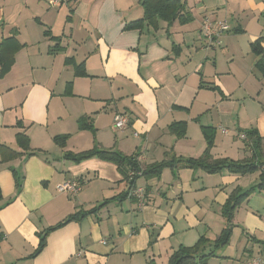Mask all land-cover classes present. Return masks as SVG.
<instances>
[{
    "label": "crops",
    "instance_id": "0c3cea01",
    "mask_svg": "<svg viewBox=\"0 0 264 264\" xmlns=\"http://www.w3.org/2000/svg\"><path fill=\"white\" fill-rule=\"evenodd\" d=\"M183 1L190 21L124 29L143 16L140 0H79L57 10L0 0V43L16 33L20 44L0 76V144L12 150L8 157L0 150V264H168L181 245L220 235L223 207L237 187L250 195L234 212L230 242L207 264L264 257L259 170L209 173L178 164L160 177L139 174L148 196L140 209L124 196L129 183L116 163L64 156L95 146L118 150L136 154L143 172L172 156L200 157L206 127L215 134L213 158L254 155L239 134L257 128L264 141V77L251 49L259 38L264 46V0ZM206 18L236 23L220 50L203 43ZM117 112L130 117L126 129L115 128ZM83 116L93 130L80 128ZM179 122L186 123L182 137L169 128ZM21 132L30 154H19ZM61 135L68 136L63 147L54 142ZM70 179H80L82 189L60 192L58 184ZM93 209L50 232L38 250L48 227Z\"/></svg>",
    "mask_w": 264,
    "mask_h": 264
},
{
    "label": "trees",
    "instance_id": "16d2710c",
    "mask_svg": "<svg viewBox=\"0 0 264 264\" xmlns=\"http://www.w3.org/2000/svg\"><path fill=\"white\" fill-rule=\"evenodd\" d=\"M143 8V16L136 20L129 21L125 24L124 29H143L145 23L151 25L154 28L158 27L159 19L173 23L178 20L179 22L185 23L190 21L192 15L187 10L186 2L183 0H140ZM19 42L16 37V33L9 38L4 39L0 43V76H4L13 66L15 60V53L19 48ZM252 52L257 56H260L257 61V67L262 76L264 77V46L263 39L259 38L251 43ZM80 67V68H79ZM77 69H82V73L85 74L84 66L81 64ZM218 88L216 86L212 87ZM19 126L23 127V122L18 121ZM79 125L81 129L93 130V120L90 116H83L79 119ZM172 132H175L178 137L185 136L186 134V123L179 122L173 123L170 127ZM204 134L207 141V148L205 152L198 158H182L172 156L164 159L160 162L149 164L143 168L141 173L146 179L160 177L164 168H176L178 164H181L185 168H201L209 173L221 172L224 169L229 170L237 174H248L256 171H260L259 183L257 184L258 189H264V141L257 128L249 129L245 132L246 141L251 142L249 145L253 148L254 155L244 160H232L229 158H213L211 149L214 146L215 134L214 130L206 127L204 128ZM18 145L24 149L21 154H30L31 144L29 136L24 133H18L16 136ZM68 140L67 135L56 136L54 142L60 146H65ZM0 150L3 157H8L11 153V149L0 144ZM66 159L80 162L82 160L99 157L103 160L111 161L116 163L121 172L124 175V180L130 185L137 184L136 181L141 176L137 174L139 170L142 171L137 155H126L118 150H110L105 148H99L97 146L79 153L66 151L64 154ZM130 171H134L135 174L130 176ZM253 190V189H252ZM250 195V190L243 191L240 187L235 188L229 195L227 202L223 207V215L226 217V225L223 228L220 235L210 242V239L205 236H201L198 241L192 246L181 245L176 249L170 256L168 264H207L208 258L214 256L215 252L224 247L230 242L232 231H233V217L236 208ZM127 197V192L124 194ZM99 207V206H98ZM95 211H86L84 213L78 212L62 223L48 227L40 235L39 249H43L46 245V240L50 232L57 229L61 225L68 221L83 217L89 213ZM210 244L209 252H205L207 244Z\"/></svg>",
    "mask_w": 264,
    "mask_h": 264
},
{
    "label": "built area",
    "instance_id": "2783aa9c",
    "mask_svg": "<svg viewBox=\"0 0 264 264\" xmlns=\"http://www.w3.org/2000/svg\"><path fill=\"white\" fill-rule=\"evenodd\" d=\"M79 0H47L48 4L51 7H58L63 4L76 3ZM231 29V26L226 20H212L206 18L202 24L203 36L209 41V43L220 44V37L228 32ZM114 125L116 129L123 130L130 125V117L121 112H117L114 115ZM225 133L226 129L223 130ZM135 136H138V132L134 133ZM239 137L246 140V134L240 133ZM141 170L137 174H141ZM135 174L134 171H130V176L133 177ZM83 183L80 179H70L58 184L57 188L60 192H66L75 194L82 189ZM147 188L142 185L134 184L128 187L127 198L134 200L138 207L141 209L147 203ZM245 264H264V257L261 256H252L248 258Z\"/></svg>",
    "mask_w": 264,
    "mask_h": 264
},
{
    "label": "rangeland",
    "instance_id": "374dc122",
    "mask_svg": "<svg viewBox=\"0 0 264 264\" xmlns=\"http://www.w3.org/2000/svg\"><path fill=\"white\" fill-rule=\"evenodd\" d=\"M36 1V3H39L40 5H42V6H45V7H48V8H56V10L57 9H60V7L61 6H58L59 8H57V7H49L47 4H45V1L44 0H35ZM42 12V11H41ZM34 16H36V13H34ZM55 20H57V23H59L58 25H57V27L58 26H60V17L59 16H57L56 17V19ZM227 22H228V24L231 26V24L232 25H234V24H236L235 22H233V20L231 21V19H227L226 20ZM264 25V24H263ZM230 31V30H229ZM227 35H228V33H224L221 37H220V44H217V43H209V41H207V39L203 36V43L204 44H206L207 46H209L210 48H212V49H218V50H220L221 49V47H222V45L224 44V40L226 39V37H227ZM222 44V45H221ZM96 136V135H95ZM96 138V137H95ZM97 139V138H96ZM133 150H134V147H133ZM206 249H208V245L206 246ZM220 252H222V250H219Z\"/></svg>",
    "mask_w": 264,
    "mask_h": 264
}]
</instances>
